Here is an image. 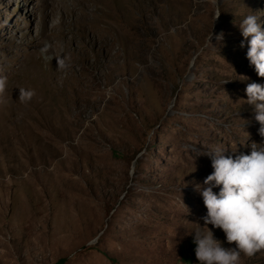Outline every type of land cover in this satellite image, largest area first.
Here are the masks:
<instances>
[{"label": "rangeland", "instance_id": "374dc122", "mask_svg": "<svg viewBox=\"0 0 264 264\" xmlns=\"http://www.w3.org/2000/svg\"><path fill=\"white\" fill-rule=\"evenodd\" d=\"M248 15L264 30V0H0V264H198L207 227L235 247L196 186L264 141Z\"/></svg>", "mask_w": 264, "mask_h": 264}, {"label": "clouds", "instance_id": "9594fccd", "mask_svg": "<svg viewBox=\"0 0 264 264\" xmlns=\"http://www.w3.org/2000/svg\"><path fill=\"white\" fill-rule=\"evenodd\" d=\"M219 16V15H218ZM239 29L247 43L246 57L258 77L264 78V30L255 15L246 16ZM221 35L215 37L220 40ZM213 40V33L209 37ZM7 78L0 77V95L5 92ZM247 104L259 122V134L264 137V84L252 82L246 86ZM32 92L21 89L19 98L28 100ZM213 172L196 190L203 198L207 214L204 225L221 229L228 244L224 247L213 231H194V252L198 264H241V253L251 257L264 250V141L253 143L248 154L225 156L222 151L210 154ZM219 188L214 192L213 188Z\"/></svg>", "mask_w": 264, "mask_h": 264}, {"label": "trees", "instance_id": "16d2710c", "mask_svg": "<svg viewBox=\"0 0 264 264\" xmlns=\"http://www.w3.org/2000/svg\"><path fill=\"white\" fill-rule=\"evenodd\" d=\"M110 260L113 262V263H115V261H116V258H113V257H110ZM64 261H65V259H60L59 260V263H64Z\"/></svg>", "mask_w": 264, "mask_h": 264}]
</instances>
